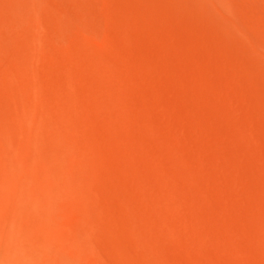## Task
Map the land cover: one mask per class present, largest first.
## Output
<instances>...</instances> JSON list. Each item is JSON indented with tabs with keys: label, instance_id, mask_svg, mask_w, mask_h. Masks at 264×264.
Returning <instances> with one entry per match:
<instances>
[{
	"label": "rangeland",
	"instance_id": "rangeland-1",
	"mask_svg": "<svg viewBox=\"0 0 264 264\" xmlns=\"http://www.w3.org/2000/svg\"><path fill=\"white\" fill-rule=\"evenodd\" d=\"M10 253L264 264V0H0Z\"/></svg>",
	"mask_w": 264,
	"mask_h": 264
},
{
	"label": "bare ground",
	"instance_id": "bare-ground-1",
	"mask_svg": "<svg viewBox=\"0 0 264 264\" xmlns=\"http://www.w3.org/2000/svg\"><path fill=\"white\" fill-rule=\"evenodd\" d=\"M52 132V131H51ZM52 133H54V132H52ZM24 191H26V190H24ZM28 192V191H27ZM25 194V193H24ZM26 196V195H25ZM8 208V207H7ZM22 247V246H21ZM20 249H22V248H20ZM24 249V248H23ZM10 250L11 249H9V252H10ZM13 250V249H12ZM19 250V249H18ZM15 251H16V248H15ZM20 251V250H19ZM7 252H8V250H7ZM6 252V253H7ZM18 252V251H17ZM22 252V251H21ZM19 253V252H18ZM10 256H11V260L9 261L10 263L9 264H22L21 263V259H19V256L18 255H14L13 253H10ZM3 264V263H2ZM7 264V263H6Z\"/></svg>",
	"mask_w": 264,
	"mask_h": 264
}]
</instances>
